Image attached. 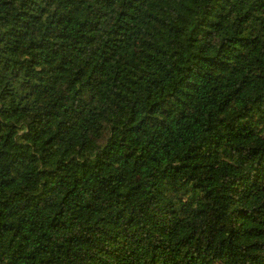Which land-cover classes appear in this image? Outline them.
Instances as JSON below:
<instances>
[{"label":"trees","instance_id":"16d2710c","mask_svg":"<svg viewBox=\"0 0 264 264\" xmlns=\"http://www.w3.org/2000/svg\"><path fill=\"white\" fill-rule=\"evenodd\" d=\"M0 264H264V0H0Z\"/></svg>","mask_w":264,"mask_h":264}]
</instances>
